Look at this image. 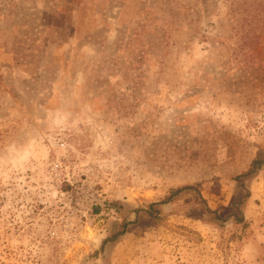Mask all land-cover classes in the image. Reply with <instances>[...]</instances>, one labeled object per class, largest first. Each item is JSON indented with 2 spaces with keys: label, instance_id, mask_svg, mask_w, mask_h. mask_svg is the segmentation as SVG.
<instances>
[{
  "label": "rangeland",
  "instance_id": "374dc122",
  "mask_svg": "<svg viewBox=\"0 0 264 264\" xmlns=\"http://www.w3.org/2000/svg\"><path fill=\"white\" fill-rule=\"evenodd\" d=\"M262 154L264 0H0V264H264Z\"/></svg>",
  "mask_w": 264,
  "mask_h": 264
},
{
  "label": "trees",
  "instance_id": "16d2710c",
  "mask_svg": "<svg viewBox=\"0 0 264 264\" xmlns=\"http://www.w3.org/2000/svg\"><path fill=\"white\" fill-rule=\"evenodd\" d=\"M264 162V154L262 155H258L257 157H255L252 160V164H251V168L249 169V172H251L255 166L259 165L260 163ZM247 172H244L242 174H239L235 177V180L238 181V183L240 184V186H242V177L246 174ZM187 192H192L193 196L196 198V201L198 203H200L202 205V208L207 212L208 215H210L212 220H215L216 222L221 223V220H223L224 217H222L216 210H210L205 203V200L202 198V196L198 193L197 189L195 188V186H193L192 184H184L181 186H178L176 188H171L169 195L162 200H159L157 202H152L148 205V207H138L135 208V212H142L143 214H146L149 217V221L152 224H158L159 220H161L163 217L160 213V211L154 207L155 204L157 203H166L171 201L173 198L177 197L180 194L183 193H187ZM249 196V192L247 191L244 195V197H248ZM244 198L241 199H237L231 202V213H229V215H231L233 217V221L235 222H242L244 220L243 217V211H242V205L244 203ZM137 217H135L132 221L129 220H124L122 222V227L120 230L115 231L113 233H111L110 235H108L103 241H102V246L108 242V241H112L114 239H116L119 235L123 234L128 226L129 223L133 222L134 220H136Z\"/></svg>",
  "mask_w": 264,
  "mask_h": 264
}]
</instances>
